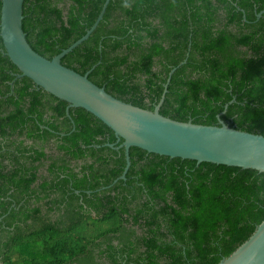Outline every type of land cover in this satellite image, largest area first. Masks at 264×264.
<instances>
[{
    "label": "trees",
    "instance_id": "16d2710c",
    "mask_svg": "<svg viewBox=\"0 0 264 264\" xmlns=\"http://www.w3.org/2000/svg\"><path fill=\"white\" fill-rule=\"evenodd\" d=\"M106 0H25L52 59ZM0 2V23H1ZM264 0H110L62 58L115 97L264 135ZM1 32V28H0ZM176 70L170 75L171 71ZM0 35V264H219L264 220V172L131 147L27 77ZM117 180V181H116ZM116 181V182H115Z\"/></svg>",
    "mask_w": 264,
    "mask_h": 264
},
{
    "label": "water",
    "instance_id": "95a60500",
    "mask_svg": "<svg viewBox=\"0 0 264 264\" xmlns=\"http://www.w3.org/2000/svg\"><path fill=\"white\" fill-rule=\"evenodd\" d=\"M24 1L0 0V35L6 54L20 70L16 78L27 76L38 87L67 101L68 115L70 108L82 107L115 132L116 143L107 145L116 149L124 148L126 156L124 172L117 180L127 178L131 147L173 158L194 159L198 163L212 162L264 172V135L227 124L221 115L226 112L228 105L217 115L220 125L179 121L160 112L168 84L155 109L150 110L115 97L105 87L90 80V71L81 74L62 63V58L87 40L97 28L110 0L105 1L101 13L88 31L52 59L37 52L27 39L23 28ZM263 14L264 10L257 17ZM219 264H264V220L248 240Z\"/></svg>",
    "mask_w": 264,
    "mask_h": 264
}]
</instances>
